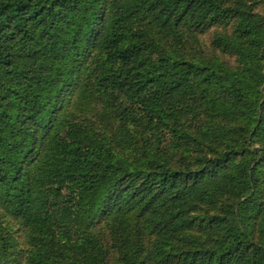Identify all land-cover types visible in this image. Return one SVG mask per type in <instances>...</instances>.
I'll use <instances>...</instances> for the list:
<instances>
[{
    "label": "trees",
    "instance_id": "trees-1",
    "mask_svg": "<svg viewBox=\"0 0 264 264\" xmlns=\"http://www.w3.org/2000/svg\"><path fill=\"white\" fill-rule=\"evenodd\" d=\"M0 264H264V0H0Z\"/></svg>",
    "mask_w": 264,
    "mask_h": 264
}]
</instances>
